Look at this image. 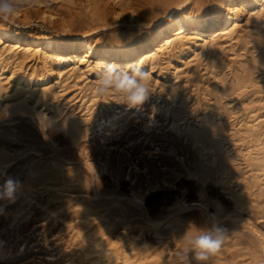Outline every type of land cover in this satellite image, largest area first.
I'll return each instance as SVG.
<instances>
[{"label":"bare ground","instance_id":"bare-ground-1","mask_svg":"<svg viewBox=\"0 0 264 264\" xmlns=\"http://www.w3.org/2000/svg\"><path fill=\"white\" fill-rule=\"evenodd\" d=\"M25 1L30 2L27 5L48 2ZM21 11L13 15H21ZM42 14L55 19L54 13ZM91 14L95 18L82 28L87 30L76 35L67 33L70 25L60 24L62 39L40 29V38L34 35L27 42L0 28L1 109L11 116L28 115L37 127H59L79 145L90 134L107 132L104 117L116 102L112 96L124 93L114 86L103 88L108 68L114 69V75H131L139 68L148 74V80L141 82L153 94L156 111L163 110L161 103L170 104L171 100L176 104L181 99V110L172 113L177 117L173 125L184 120L183 128L195 135L193 144L201 174L207 177L215 171L224 175L221 182L226 184L230 176L229 182L238 188L232 190L237 202L247 205L261 199L263 205L264 0H95ZM100 29L106 37L97 40L95 34ZM215 31L220 32L211 34ZM200 67L204 74L194 82ZM94 75L100 80L90 81ZM189 85L196 86L197 93L186 91ZM220 94L235 96L238 103L230 109L225 103V108ZM214 95L216 102L212 103ZM182 114L185 118L178 119ZM226 123L231 129L224 127ZM11 158L0 150V173ZM78 175L58 158H52L48 165L35 163L30 167L29 181L19 183L14 194L20 204L25 203L14 212L15 218L45 192L58 202L57 209H47L50 214L58 210L74 212L70 233L59 246L62 264H189L174 257L167 260L164 251L153 249L141 237L127 234L123 240H116L103 221L99 227L94 226L92 218L97 214L84 202H74L64 195V189ZM261 238L264 251V235ZM220 251L210 255L216 264H235V260L221 258L226 251ZM240 264H246L245 260ZM254 264L264 263L255 260Z\"/></svg>","mask_w":264,"mask_h":264},{"label":"rangeland","instance_id":"rangeland-1","mask_svg":"<svg viewBox=\"0 0 264 264\" xmlns=\"http://www.w3.org/2000/svg\"><path fill=\"white\" fill-rule=\"evenodd\" d=\"M17 1L13 2L17 10H22L21 15H12L7 21L0 19V28L9 36L27 42L34 35L40 38V29L49 36L62 39L64 31L60 24L64 22L70 25L68 34H79L87 30L82 28L95 18L91 14L95 0H48L45 3L48 7ZM43 11L54 13L55 19L44 18ZM101 30L95 34L96 39L106 37ZM201 70L203 67L199 68L194 82L204 74ZM99 80L98 76L90 77L92 82ZM161 81L165 79L161 78ZM191 86L186 87V91L197 93L196 86ZM123 94L112 96L116 100L114 107L105 113L108 133L90 134L88 140H82L79 145L59 127H37L30 116H11L0 107V150L12 157L3 174L0 173V185L9 178L25 184L33 164L48 165L52 158H58L73 169V174L79 173L64 189V195L74 202H84L97 214L92 218L95 220L93 225L99 227L104 222L110 226L114 239L123 240L127 234L141 237L153 249L164 251L167 260L178 258L194 264L195 250L186 244V238L195 239L211 233L221 239L219 251H226L221 258L228 262L235 260V264H240L245 260L246 264H254L258 260L264 263L261 238L264 235V203L262 205L261 199H257L248 206L243 205L232 195V190L238 188H233L235 183L229 182L230 176L226 178V184L221 182L224 175L215 171L207 177L201 174L199 155L193 144L195 135L183 128L184 120L173 125L177 118L173 111L181 110V99L176 104L171 100V105L161 103L163 110L156 111L153 94L149 93L139 108L120 102L126 100V94ZM220 96L217 99L221 98L222 105L226 103L229 109L238 103L235 96ZM216 97L214 95L212 103L216 102ZM167 107L169 110L166 111ZM189 115L191 123L193 118ZM181 116L178 119L185 118L186 114ZM228 124L224 127L231 129ZM221 139H224L222 135ZM19 200H0V264H62L59 246L70 233L69 224L75 220L74 212L58 210V213L50 214L47 209H57L58 202L45 192L38 194L22 216L15 218L14 212L25 204H20ZM202 263L216 264V260L209 257Z\"/></svg>","mask_w":264,"mask_h":264},{"label":"clouds","instance_id":"clouds-1","mask_svg":"<svg viewBox=\"0 0 264 264\" xmlns=\"http://www.w3.org/2000/svg\"><path fill=\"white\" fill-rule=\"evenodd\" d=\"M17 11V5L13 0H0V19L7 21ZM139 77V79H137ZM148 74L142 72L139 68L129 75L127 72H121L114 75V69L108 68L107 74L102 79L103 88L114 86L126 94V100L120 101L128 104L129 107L139 108L148 98L149 89L146 85ZM47 120V117H45ZM18 182L9 178L0 185V200L7 199L14 202V194L17 191ZM187 243L191 244L195 250L194 259L200 262H207L210 255L215 254L221 247V239L213 237L211 233L197 236L195 239L187 238ZM187 250V249H186Z\"/></svg>","mask_w":264,"mask_h":264}]
</instances>
